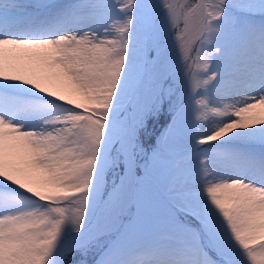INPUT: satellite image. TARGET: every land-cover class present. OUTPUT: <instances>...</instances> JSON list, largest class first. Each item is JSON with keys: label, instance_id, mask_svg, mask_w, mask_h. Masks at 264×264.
<instances>
[{"label": "snow or ice", "instance_id": "6c2138e0", "mask_svg": "<svg viewBox=\"0 0 264 264\" xmlns=\"http://www.w3.org/2000/svg\"><path fill=\"white\" fill-rule=\"evenodd\" d=\"M0 264H264V0H0Z\"/></svg>", "mask_w": 264, "mask_h": 264}, {"label": "rangeland", "instance_id": "374dc122", "mask_svg": "<svg viewBox=\"0 0 264 264\" xmlns=\"http://www.w3.org/2000/svg\"><path fill=\"white\" fill-rule=\"evenodd\" d=\"M194 67V70H195V66H193Z\"/></svg>", "mask_w": 264, "mask_h": 264}]
</instances>
